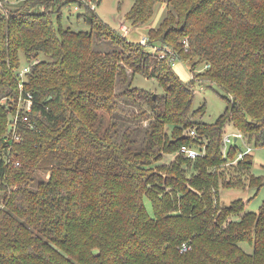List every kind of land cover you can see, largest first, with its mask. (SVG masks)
<instances>
[{"label":"trees","instance_id":"trees-1","mask_svg":"<svg viewBox=\"0 0 264 264\" xmlns=\"http://www.w3.org/2000/svg\"><path fill=\"white\" fill-rule=\"evenodd\" d=\"M101 1L0 7V264H264V200L258 212L240 198L220 200V187L263 185L250 173L251 153L228 165L242 146L231 144L224 158L223 137L239 131L247 144L264 145V0H132L127 20L136 27L166 3L158 27L147 28V46L159 44L163 57L119 42L91 8ZM72 8L75 20H64ZM103 40L121 50L95 49ZM23 57L29 72L20 88ZM176 60L189 65L188 82L173 71ZM126 67L162 92L154 98L128 85L118 94ZM204 82L228 95L212 124L193 121ZM27 93L21 138L6 141ZM121 96L150 113L126 112ZM126 118L133 125L121 132ZM184 146L204 153L190 159ZM166 155H174L169 163ZM224 165L234 168L233 182ZM247 238L250 254L239 245Z\"/></svg>","mask_w":264,"mask_h":264},{"label":"rangeland","instance_id":"rangeland-1","mask_svg":"<svg viewBox=\"0 0 264 264\" xmlns=\"http://www.w3.org/2000/svg\"><path fill=\"white\" fill-rule=\"evenodd\" d=\"M5 3H2L4 6ZM11 5V3H7L6 5ZM132 5V0H102L99 4L92 6L99 18V20L107 27L111 28L115 34H118L119 42H129L133 45H141L144 46L145 50L154 53L165 55V49L160 47L159 44L153 46H147L149 44V38L147 34V28H157L159 23L164 19L167 11L166 3H162L159 5L158 10L155 12L153 18L151 19L150 23L147 24L145 27H136L132 25L127 20V12ZM11 7V6H9ZM77 10L72 8L70 11L69 9L63 10V18L67 20H75L77 16ZM72 29H78L79 27L75 24L69 25ZM98 33V31H97ZM114 44V41L112 42ZM110 40H103L99 44H95V49L100 50L102 52L113 50L114 48H118L121 50L120 43L117 46L113 45ZM177 61V60H176ZM173 65V71L177 74L183 82H188L191 78L190 67L186 62L177 61ZM27 65L25 58H21L20 67ZM18 70H21L19 69ZM199 70L202 68H198ZM126 74L127 79L124 82H118L116 86V92L121 94L125 91L128 85L130 87L136 88L137 90H147L151 92L153 95L162 92V89L154 78H146L139 74L133 76L132 78V69L126 67ZM228 95L223 92L218 86L215 84L208 85L204 82V84L199 85L195 88L194 91V99L192 104V110L195 111L193 113V121L194 122H204L208 124L214 123L217 118L224 112L226 109V100L222 96ZM121 106L125 108L126 112H136L138 113L139 110L145 111L150 113L148 109H146L145 105L142 102L131 103L128 96L124 97L121 96ZM11 103H14L13 100H10ZM129 101V102H127ZM205 107L204 111H198L201 107ZM126 119H121L120 124V131L123 132L127 127L131 128L132 123L127 121ZM151 120L145 119L142 120L141 126L145 130L147 124ZM230 128V127H228ZM139 130V129H138ZM144 130H139L138 133H144ZM237 144L242 146V150L246 148V145L243 144L241 139L237 140ZM252 148L251 156H252V167L250 169L251 175L254 177L260 178L263 185L256 191V188H249L247 187H238V188H223L220 187V200L222 204H228L230 201L234 199H242L244 203V210L245 211H254L258 212L260 204L264 200V145L263 146H256L254 143L250 144ZM174 155H166L164 158L169 163L173 159ZM229 165V164H228ZM235 166V165H234ZM226 170L225 178L226 181L230 180L233 182V169L230 166L224 165L223 166ZM35 178H38V173H34L33 175ZM48 175H46L47 177ZM249 197L252 199L247 201ZM145 207L148 211H151L150 205L145 202ZM240 248L246 254H250L253 251L252 245V238L243 239L240 243Z\"/></svg>","mask_w":264,"mask_h":264},{"label":"built area","instance_id":"built-area-1","mask_svg":"<svg viewBox=\"0 0 264 264\" xmlns=\"http://www.w3.org/2000/svg\"><path fill=\"white\" fill-rule=\"evenodd\" d=\"M9 2V0H0V7H2V3ZM164 55H160V57H163ZM29 72V65H25L21 68V70L18 72L19 75V86L22 88L23 86V81H24V75ZM21 101L19 102L18 105V110L15 113V115L12 116L11 121L9 123V128H8V134L5 140H10L11 142L13 141H18L21 138L20 133L18 132V123L19 121L21 122H27L28 121V116L23 114L21 115L19 113V110H24V112H29L32 107V95L31 93H27L25 96L20 97ZM188 134L190 136H196V130L194 128L190 129L188 131ZM241 139L243 144L246 145V148L244 150H239L235 156V158L231 161L228 162V164L236 165L238 160L242 159L245 155L250 154L252 152V148L249 144L246 142V137L242 132L239 131H232V132H227L225 133L223 137V143H224V158L227 157L228 154V149L229 146L233 143H237V140ZM183 156L188 157L190 159H196L197 157L203 155V149H196L193 147H182L179 151ZM18 164V162H17Z\"/></svg>","mask_w":264,"mask_h":264},{"label":"water","instance_id":"water-1","mask_svg":"<svg viewBox=\"0 0 264 264\" xmlns=\"http://www.w3.org/2000/svg\"><path fill=\"white\" fill-rule=\"evenodd\" d=\"M153 97L155 98V97H156V95L154 94V95H153Z\"/></svg>","mask_w":264,"mask_h":264}]
</instances>
